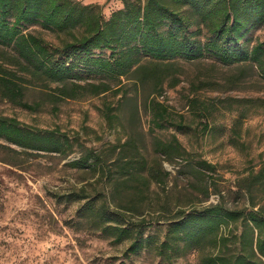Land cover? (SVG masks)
I'll list each match as a JSON object with an SVG mask.
<instances>
[{"label": "rangeland", "instance_id": "1", "mask_svg": "<svg viewBox=\"0 0 264 264\" xmlns=\"http://www.w3.org/2000/svg\"><path fill=\"white\" fill-rule=\"evenodd\" d=\"M79 1L99 4L106 18L123 6L120 0ZM27 31L41 35L52 50L67 40L38 26ZM208 37L204 29L200 38ZM240 43L249 49L264 43V24ZM15 55L0 45V78L13 79L22 93L21 103L0 95V115L54 131L58 139L65 135L70 146L66 153L36 152L0 138V264H202L205 256L243 252L241 219L223 224L217 242L204 240L170 258L154 246L128 256L129 240L116 242L101 232L99 220L89 219H98L102 209L113 222L140 224L157 241L184 213L264 205L259 66L226 65L208 54L195 60L146 59L118 79L81 70L72 81L82 87L70 92L71 84L33 75ZM176 139L177 148L163 154L161 146ZM86 155L87 166H72ZM81 195L86 198L78 199ZM88 200L93 210L82 208ZM222 237L232 240L228 246Z\"/></svg>", "mask_w": 264, "mask_h": 264}, {"label": "trees", "instance_id": "2", "mask_svg": "<svg viewBox=\"0 0 264 264\" xmlns=\"http://www.w3.org/2000/svg\"><path fill=\"white\" fill-rule=\"evenodd\" d=\"M120 1L123 6L106 18L99 4L79 0H0V45L12 48L17 61L33 75L71 84L70 92L82 87L72 81L78 80L81 70H94L118 79L139 69L146 59L195 60L208 54L226 65L251 62L264 73V43L251 49L240 43L264 24V0ZM33 26L67 35L64 46L52 50L41 35L27 31ZM204 29L209 34L206 41L200 38ZM105 50L110 51L109 56L96 53ZM0 86L2 97L21 103L22 93H18L19 86L13 79L0 78ZM23 106L31 108L25 103ZM0 138L36 152L66 153L70 146L65 135L58 139L54 131L34 130L16 118L1 115ZM174 141L161 146V152L168 155L173 146L177 148L179 141ZM89 160L90 155H86L72 166H87ZM198 164L212 166L207 161ZM83 198L86 197H78ZM93 204L88 200L82 208L93 210ZM255 207L253 204L251 209L236 211L215 205L204 211L184 213L170 223L164 239L157 241L153 235H146L140 224L113 222L102 209L96 213L98 219L86 217L91 222L99 220L101 232L111 235L116 242L129 240L128 256L154 246L168 258L178 249L199 248L204 240L214 238L217 242L223 224L241 219L243 230L238 239L243 252L205 256L201 263L264 264V205ZM221 240L224 246L232 241L227 237Z\"/></svg>", "mask_w": 264, "mask_h": 264}]
</instances>
